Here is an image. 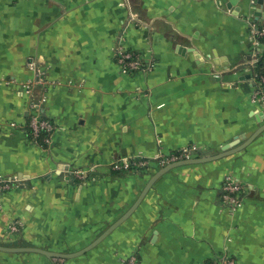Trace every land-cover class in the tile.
I'll return each instance as SVG.
<instances>
[{
    "label": "crops",
    "instance_id": "1",
    "mask_svg": "<svg viewBox=\"0 0 264 264\" xmlns=\"http://www.w3.org/2000/svg\"><path fill=\"white\" fill-rule=\"evenodd\" d=\"M230 1L0 0V179H17L0 193V244L79 250L135 202L161 167L157 155L187 146L213 154L264 122V104L252 100L251 40V26L264 25V0ZM119 44L151 70L123 73ZM30 61L48 81L33 94L45 91L43 114L55 126L48 138L28 126ZM133 157L151 168L112 169ZM227 175L245 185L235 211L220 198ZM14 220L22 226L11 235ZM132 256L137 264L222 256L264 264V131L236 153L162 175L86 253L0 251V264H126Z\"/></svg>",
    "mask_w": 264,
    "mask_h": 264
},
{
    "label": "built area",
    "instance_id": "2",
    "mask_svg": "<svg viewBox=\"0 0 264 264\" xmlns=\"http://www.w3.org/2000/svg\"><path fill=\"white\" fill-rule=\"evenodd\" d=\"M251 40L254 46V49L252 51V56L254 58L253 64L256 68L260 63V60L264 57V50L261 49V46L264 44V25L258 26L257 24H253L251 26ZM115 57L123 73L148 71L153 67L152 63H148L140 52L125 49L120 44L115 49ZM262 66L264 67V60ZM29 67L33 71H35L36 79L33 82L26 83L24 86L27 93L33 95L35 86H43L48 81L45 78V70L41 69V67L37 63H35L34 61H30ZM253 81L255 82V90L252 100L254 102L264 104V75L259 74L256 69H254ZM45 98L46 95L44 90L38 97H35L34 95L31 97V116L28 126L32 135L36 138L49 136V134L55 128L53 122L43 114V104ZM188 148L195 150L196 154L198 153L197 147L190 146ZM188 148L185 147L168 155L159 154L158 158L161 161L160 163H165L169 159H172L171 161H174L181 158L190 157L193 151H190V149ZM171 161H168V163ZM150 165L151 160L147 158L133 157L131 159L114 162L112 165V169L139 173L147 169ZM87 172L88 171L86 169H77L75 171V174L79 178H85ZM16 181L17 179H0V193L11 189ZM221 188V202L223 204H226L231 211L239 209L242 205L243 193L245 191V185L243 184V182L233 175H227L222 181ZM21 226L22 224L19 220L12 221L9 225V234L13 235L19 233L21 231ZM128 264H137L136 257H130L128 260ZM208 264H235V262L230 256H222L220 258L218 257L213 259Z\"/></svg>",
    "mask_w": 264,
    "mask_h": 264
},
{
    "label": "water",
    "instance_id": "3",
    "mask_svg": "<svg viewBox=\"0 0 264 264\" xmlns=\"http://www.w3.org/2000/svg\"><path fill=\"white\" fill-rule=\"evenodd\" d=\"M261 2V0H259ZM236 3V0H231L230 5ZM261 11L257 10L256 15L260 14ZM181 50H185L184 47L178 46ZM264 131V122L250 135H241L239 137L240 139H243V141H239L238 138L231 143H228L227 145H224L222 149L216 153L208 154V155H198V156H191V157H185L178 160L171 161L163 166H161L155 173H153L146 183L144 189L141 191L140 195L137 197L135 202L120 216L118 217L113 223H111L98 237H96L91 243L84 246L83 248L72 251V252H61V251H54L49 250L41 247L36 246H30V245H18V246H12V245H5L0 244V251L5 252H36L45 255L49 259H70L77 257L79 255H82L95 247L97 244H99L107 235H109L114 229H116L120 224H122L124 221H126L130 215L135 211V209L139 206L149 189L153 186V184L165 173L170 171L171 169L186 165V164H195V163H204L209 162L213 160L220 159L224 156L231 155L233 153H236L245 147H247L250 143H252L258 135H260Z\"/></svg>",
    "mask_w": 264,
    "mask_h": 264
},
{
    "label": "rangeland",
    "instance_id": "4",
    "mask_svg": "<svg viewBox=\"0 0 264 264\" xmlns=\"http://www.w3.org/2000/svg\"><path fill=\"white\" fill-rule=\"evenodd\" d=\"M188 147H190V146H187L186 148H188ZM188 149H190V151H193L192 154H191V156H198L199 153H200V150H199V149L197 150V151H198L197 154H196L195 150H193V149H191V148H188ZM175 152H176V151H175ZM191 156H190V157H191ZM171 160H172V159H169L168 161H171ZM152 161H154V163L157 164L159 167L168 163V161H167V162L161 164V163H160L161 161H160V159L158 158V155H157ZM150 168H151V165H150L147 169H150ZM147 169H145V170H147ZM145 170H144V171H145ZM129 258H130V257H129ZM126 264H128V261H127Z\"/></svg>",
    "mask_w": 264,
    "mask_h": 264
},
{
    "label": "trees",
    "instance_id": "5",
    "mask_svg": "<svg viewBox=\"0 0 264 264\" xmlns=\"http://www.w3.org/2000/svg\"><path fill=\"white\" fill-rule=\"evenodd\" d=\"M263 60H264V57L260 60V63L257 65V67L255 68L256 71L259 73V74H262L264 75V67L262 66L263 65Z\"/></svg>",
    "mask_w": 264,
    "mask_h": 264
}]
</instances>
